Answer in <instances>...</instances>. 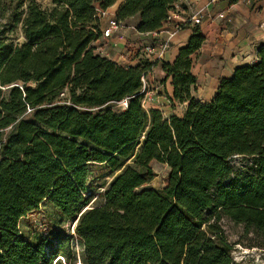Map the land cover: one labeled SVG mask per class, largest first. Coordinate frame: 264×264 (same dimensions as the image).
<instances>
[{"label":"trees","instance_id":"16d2710c","mask_svg":"<svg viewBox=\"0 0 264 264\" xmlns=\"http://www.w3.org/2000/svg\"><path fill=\"white\" fill-rule=\"evenodd\" d=\"M24 1L12 20L21 43L0 27V264H232L224 218L264 248V44L201 104L190 96L204 42L194 27L162 65L170 102L187 109L164 119L141 104L153 63L123 67L96 53L97 10L118 0H51L49 9L33 0L18 6ZM179 1L121 0L114 17L137 18L135 31L152 33ZM123 99L126 109L115 113ZM236 156L252 166L236 170ZM153 163L168 169L161 190L149 188ZM92 165L114 176L90 207ZM43 204L74 225L78 256L64 230L36 243L21 236L20 221Z\"/></svg>","mask_w":264,"mask_h":264},{"label":"crops","instance_id":"0c3cea01","mask_svg":"<svg viewBox=\"0 0 264 264\" xmlns=\"http://www.w3.org/2000/svg\"><path fill=\"white\" fill-rule=\"evenodd\" d=\"M121 4L118 0L113 6L103 11L99 20L100 28L115 16ZM178 22L188 18L198 10L206 8L204 17L198 26L204 42L196 53L191 69L195 83L190 88V96L195 102L209 103L215 96L219 83L229 79L235 69L248 66L256 61L252 45L264 44V34L259 31V23L264 20V0H180ZM222 18H219V16ZM132 24H128L127 22ZM119 29L109 38H101L108 46L106 49L94 44L96 53L118 66H135L147 61L137 54L136 49L143 45L157 46L166 39V24L152 33L139 34L135 31L137 18L122 23ZM194 26L183 24L180 31L168 42V48L162 60L154 62L146 76L148 92L143 103L149 110H158L164 119L170 116L182 118L187 109V102H170L173 97L171 78L162 70L163 64H172L181 48L185 47L193 33ZM105 45V46H106Z\"/></svg>","mask_w":264,"mask_h":264},{"label":"rangeland","instance_id":"374dc122","mask_svg":"<svg viewBox=\"0 0 264 264\" xmlns=\"http://www.w3.org/2000/svg\"><path fill=\"white\" fill-rule=\"evenodd\" d=\"M17 1L0 0V27L6 32L8 38L14 44L21 43V35L19 26L12 24L13 15L16 12L24 10L26 3L24 1L21 6H18ZM33 1L42 9L52 7L51 0ZM127 23L130 25L132 21ZM96 44L104 49L108 47L102 39ZM145 105L142 104V108L145 111H149ZM112 110L115 113L122 112L121 108L117 105L112 106ZM231 164L237 170L245 166L251 167L252 161L246 157L236 156L231 160ZM152 169L156 177L149 184V188L161 190L164 186V179L167 176L168 169L165 165L157 163L152 164ZM113 176L114 174L105 165H92L90 167L87 192L90 194L91 200L88 206L92 207L100 202V199H97V197L100 193H103ZM219 226L224 240L231 247L230 258L232 264H264V248L259 246V240L255 236L245 234L241 226L234 225L225 218L220 221ZM73 228L74 225H69V223L63 221L58 212L48 204H43L37 212L21 220L19 225L21 236L31 243H36L47 237V234L49 235L53 231L60 229L64 230L65 233L73 235ZM71 247L76 256L81 253V245L74 235L71 241Z\"/></svg>","mask_w":264,"mask_h":264},{"label":"built area","instance_id":"2783aa9c","mask_svg":"<svg viewBox=\"0 0 264 264\" xmlns=\"http://www.w3.org/2000/svg\"><path fill=\"white\" fill-rule=\"evenodd\" d=\"M216 1L217 0H211V3H214ZM178 11H179V6L176 3L173 5L171 10L167 14L166 22L164 25H166V24L167 25L172 24V25L170 26V29H165L163 31L164 34L166 35V39L164 41L160 42L156 47L152 46V45H143V46L138 47L136 49L137 54L141 55L143 58H145L150 63H154V62H158V61L162 60L164 53L168 48V42L174 37V35L178 31L181 30L183 24L187 23V24L192 25L194 27L198 26L204 17V12L206 11V8H202V9L198 10L197 12H195L194 14L189 16L188 18H183V19L179 20L178 22L171 23L173 20H176L178 18L177 17ZM103 14H104L103 11L97 10V18L99 20ZM219 18H222V16L220 15ZM121 28H123V24L117 22L115 20V17H113L112 19H110L107 22V26L105 28H103V29L100 28L101 35H102L101 38L112 37L113 34ZM258 28H259V31L262 34H264V20H262L259 23ZM256 47H257L256 45H252V51L253 52H255ZM126 66L127 65H125L124 67H126ZM148 73L141 78L140 95L142 96V99H141L142 104H144L143 103L144 97H145L146 93L148 92V82L146 80V76L148 75ZM64 96L65 95L63 93L60 94V98H63ZM127 101H128V99H123V100H121L119 102H115L113 104L119 106L121 108V110L123 111L127 107ZM30 112L31 111L29 109H27L26 114H28ZM9 130H10V128H7L5 130V133H7ZM4 142H5V136H3L0 139V150H1V147H2Z\"/></svg>","mask_w":264,"mask_h":264}]
</instances>
